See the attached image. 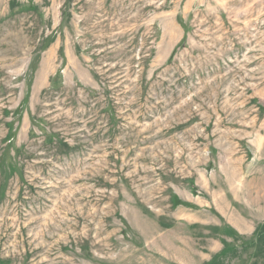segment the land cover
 <instances>
[{"label": "rangeland", "instance_id": "obj_1", "mask_svg": "<svg viewBox=\"0 0 264 264\" xmlns=\"http://www.w3.org/2000/svg\"><path fill=\"white\" fill-rule=\"evenodd\" d=\"M0 264H264V0H0Z\"/></svg>", "mask_w": 264, "mask_h": 264}]
</instances>
